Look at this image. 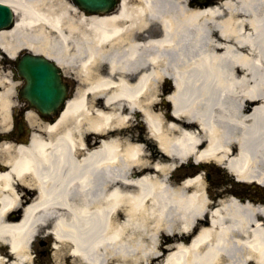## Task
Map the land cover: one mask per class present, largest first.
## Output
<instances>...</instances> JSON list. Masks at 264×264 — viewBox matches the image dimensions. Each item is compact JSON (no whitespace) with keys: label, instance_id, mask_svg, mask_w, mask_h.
<instances>
[{"label":"bare ground","instance_id":"1","mask_svg":"<svg viewBox=\"0 0 264 264\" xmlns=\"http://www.w3.org/2000/svg\"><path fill=\"white\" fill-rule=\"evenodd\" d=\"M0 1L16 14L0 51L77 66L83 84L26 143L0 142V264H35L43 229L53 264H264V193L202 177L225 163L264 187V0H121L96 14Z\"/></svg>","mask_w":264,"mask_h":264},{"label":"flooded vegetation","instance_id":"2","mask_svg":"<svg viewBox=\"0 0 264 264\" xmlns=\"http://www.w3.org/2000/svg\"><path fill=\"white\" fill-rule=\"evenodd\" d=\"M5 54L1 52L0 54V73L7 74L8 81H11L13 85V92L9 96L7 112L3 115L0 111V122H6L4 126H0V142L9 140L10 142L23 141L28 139L32 134V121L40 122H53L55 116L52 115V112L47 116H41L37 110L30 108L29 102L23 100L19 94L20 88L25 84V80L21 78L16 68L19 60L22 58V53L16 54L12 59H9L4 56ZM67 79V78H66ZM69 91L67 94L72 95L74 93V81L69 80ZM3 86L0 84V91H2ZM19 89V90H18ZM28 116H31L29 120ZM2 167L0 161V168Z\"/></svg>","mask_w":264,"mask_h":264},{"label":"water","instance_id":"3","mask_svg":"<svg viewBox=\"0 0 264 264\" xmlns=\"http://www.w3.org/2000/svg\"><path fill=\"white\" fill-rule=\"evenodd\" d=\"M84 9L96 12L97 10H109L114 5L115 0H75ZM13 19V14L11 8L5 4L0 3V28H8L11 26ZM36 57V56H35ZM25 62L27 67V74L29 75V90L28 94L31 99L34 100L35 104L43 109L46 103L51 99L53 100V92L48 85L49 76L53 75L56 70V66H50L47 63H41L39 58L36 59H26ZM31 63V64H30ZM62 89V87H60ZM40 93L44 95L46 101L44 103L43 99L40 98ZM55 99V98H54Z\"/></svg>","mask_w":264,"mask_h":264},{"label":"rangeland","instance_id":"4","mask_svg":"<svg viewBox=\"0 0 264 264\" xmlns=\"http://www.w3.org/2000/svg\"><path fill=\"white\" fill-rule=\"evenodd\" d=\"M166 92H172L170 89H168ZM157 93V97H158V101L161 102V100H163V95L165 93V91H163L162 93L161 92H156ZM166 94V93H165ZM168 94V93H167ZM141 130L140 128H134V133H140ZM146 144V143H145ZM147 147H148V152L151 151L152 149L156 148V147H153L152 143L148 142L147 144ZM182 171H190L191 172V167L190 165L188 166H180L178 167L177 171L175 172V175L178 176V174ZM204 177L206 176V173L208 174L209 173V183H210V186L215 188V189H218V188H221V187H226L227 184H224L225 182V179L228 178V172L226 171V169H224L222 166H220L219 170L218 171H215L214 169H210V168H206V170H204ZM204 179H207L206 177ZM236 182H233L232 184V187H233V190H242V189H247V186L245 185H238V184H235ZM229 186V185H228ZM227 186V188H229ZM216 198H220V197H216ZM38 237L37 239L35 240V242L33 243V246H32V254L31 256L34 257V259H36L35 257L38 256V260L35 261V264H44V260L45 258H48L50 256H47L45 254H41L40 252H38V250L42 249L39 244H38ZM46 249V252H47V247L45 248Z\"/></svg>","mask_w":264,"mask_h":264}]
</instances>
